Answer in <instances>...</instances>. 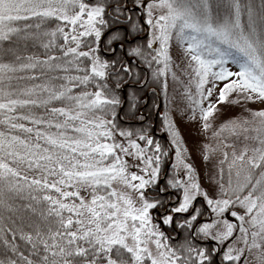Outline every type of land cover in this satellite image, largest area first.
<instances>
[{"label":"snow or ice","instance_id":"6c2138e0","mask_svg":"<svg viewBox=\"0 0 264 264\" xmlns=\"http://www.w3.org/2000/svg\"><path fill=\"white\" fill-rule=\"evenodd\" d=\"M229 6L234 14L221 18L214 17L208 0H0V46L13 45L0 47L13 55L0 60V124L7 129L0 130V207L12 211L13 196L27 199L33 203L23 208L39 217L0 228V264H213V254L220 252V264H239L242 258L248 264L253 249L254 259L264 264V109L214 133L251 130L259 141L239 154L233 151L228 187L221 185L223 195L215 198L202 190L196 170L185 161L171 119L166 116L164 123L176 146L173 168L185 172L174 173L164 187L159 185L162 145L146 130H138L134 139L132 130L114 122L126 77L144 83L125 57H139L150 69L162 64L152 71L159 80L169 69L173 39L192 69L196 91L185 89L192 118L198 108L205 129L231 93L264 102V0L259 10L240 0ZM141 35L143 41L136 42ZM29 42L44 53L24 55ZM54 103L60 106L50 107ZM117 134L124 139L117 141ZM223 155L226 161L228 153ZM132 167L137 170L129 171ZM153 187L155 196L148 194ZM169 188L180 196L165 208L163 223L188 213L181 226L192 228L202 215L194 201L203 197L216 218L199 223L195 234L220 247L186 242L184 255L162 242L166 236L153 222L152 210L164 207L160 195ZM234 204L243 209L230 212L238 224L224 216ZM17 232L23 246L16 243Z\"/></svg>","mask_w":264,"mask_h":264},{"label":"rangeland","instance_id":"374dc122","mask_svg":"<svg viewBox=\"0 0 264 264\" xmlns=\"http://www.w3.org/2000/svg\"><path fill=\"white\" fill-rule=\"evenodd\" d=\"M139 38V37H138ZM144 39V37H143ZM158 47V45H156ZM169 54L172 57V60L169 64V69L167 71L166 77L167 80V88L165 89L166 97L164 103H162V107L156 109V115L162 116V128L158 131L159 134H166L169 138V142L172 145V150L174 151L173 157V165L176 163V146L172 143L173 136L168 131L167 126L164 121L167 118L171 119L174 123V128L179 132L180 143L185 152H183V157L187 163L192 164L193 168L196 170L198 181L201 185L203 191H207L210 196L215 198L216 196L223 195L221 193V185L225 188L228 187L229 181V168L228 163L232 160V153L235 151L239 154L245 147L251 149L259 144L258 140L253 139L255 133L251 130L247 133L239 132L237 135L231 134L229 131L225 130L220 135H214L218 129H220L221 125L229 124L231 122L242 121L244 119H251V113L254 111H258L260 109H264V102L261 101H245L238 99L239 93H231L227 101L218 104L216 106V111L209 118V123L211 125L210 128L205 129L203 127V119L200 116L199 109L195 110V119L192 118V109L190 107V101L188 100L189 92L185 89L186 87L191 89L192 93H195V84L192 83V76L190 73L192 69L189 67L188 57L184 53V48L179 45V43L173 39L171 42V46L169 48ZM133 59L129 60L131 63ZM132 64V63H131ZM228 67L233 71H238L237 66L233 65L231 61H229ZM173 73H175L176 78L173 77ZM134 86L130 81L127 82L126 86L121 87L122 92L125 96L126 88ZM150 91L147 93L149 95ZM126 103H124L125 107ZM159 105V104H158ZM162 113V115H161ZM140 114L144 115L143 110L141 109ZM143 122H147L148 119L143 117ZM123 121V122H122ZM139 121V119L137 120ZM121 122L124 121L121 118ZM127 123V122H126ZM248 137L247 139L245 137ZM143 143V141H140ZM228 153V158L225 161L223 153ZM251 152H249V155ZM129 159L130 164L136 163V161L132 160L129 157H125ZM223 161V163H222ZM223 169V171H221ZM137 169L132 167L129 171H136ZM180 174L185 172V169L182 167L178 170ZM167 174H165V177ZM161 179V178H159ZM231 179L233 183L236 182L235 169H232ZM163 179L160 181L162 182ZM114 187L125 190L122 185L116 183L113 185ZM127 191H131L128 189ZM149 194V193H148ZM135 198L136 194L132 193ZM149 195H156V190H151ZM199 202H203L205 207L209 210V219L205 221H210L211 219H215V215L211 212V209L207 205V201L203 197H198ZM195 202V201H194ZM178 203V200L171 204L175 206ZM191 211V209H190ZM237 211L238 213L242 212L243 209L239 204H234L230 206V210L224 213V216L232 221L233 223L238 224V217H232L230 212ZM163 210L160 211V207L152 210L153 222L157 224L161 231H166L171 234L170 237H166L162 242L169 245V240H173L175 242L179 241L178 234L177 237H174L170 229L171 226L174 227V223L176 217H188V213H177L174 214V221L172 224H164L162 221V216L164 215ZM202 221L200 223H203ZM168 234V233H167ZM181 235V234H180ZM235 235H239L237 231ZM172 237V238H171ZM194 240L199 244H216L217 247L220 245L215 241H211L210 239H205L200 235H195ZM227 242H225L224 250H226ZM150 247L153 250V253H156V248L154 244H150ZM256 249H253V254L256 253ZM253 254L247 255L248 264H259V262L254 259ZM223 253H215L216 260H222ZM239 264H243V258Z\"/></svg>","mask_w":264,"mask_h":264},{"label":"trees","instance_id":"16d2710c","mask_svg":"<svg viewBox=\"0 0 264 264\" xmlns=\"http://www.w3.org/2000/svg\"><path fill=\"white\" fill-rule=\"evenodd\" d=\"M208 3L212 7V13L215 16L223 17L228 13H233L234 10L229 6L226 7V5L231 4V0H208ZM240 3L242 5L251 3L257 10H259V4L260 0H240ZM242 19L246 22L247 21V11L246 9H242ZM54 26V25H52ZM143 36V35H141ZM141 36L136 37V42H142L143 38H140ZM139 37V38H138ZM0 47H13L12 44L5 43L4 45ZM28 53H37V54H43L44 49L35 42H29V45L24 52V55H27ZM121 53L117 52V55H120ZM155 55V53H153ZM106 58H112L111 54H106ZM13 59L12 53H8L7 55L0 52V60H11ZM125 59L129 62L130 59H133V61L130 63L134 70H138L140 73V79L144 81L143 84L134 83L130 78L126 77V81L130 84L132 83L134 86L126 88L125 96L122 92V89L118 90V95L121 99V104L116 107V117H115V124L117 128L119 129H128L132 130L134 135L133 138H136V133L138 130H146L149 135H151L154 139V141L159 142L162 145V149L166 152V155L162 156L161 161V173L159 179V185L161 187L166 186L167 179L172 177L174 173H176V170L173 168V157H174V151L172 150V145L169 141L164 140L154 134V124L156 120V126H157V132L161 130L162 128V116H158L157 119L155 118L156 109L158 107L159 101L161 100L162 103H164L165 100V88L163 86V82L165 80L164 76H161L159 80H154L152 77V71L156 67H162L163 65H156L153 63V67L150 69L148 68L139 57L135 56H126ZM62 81H57V83H61ZM127 82L122 85V87L126 86ZM84 89H75L74 91H80ZM91 91L92 89H87ZM150 91L149 95L147 94ZM133 96L135 99H133ZM124 103H126L124 107ZM134 104L135 106L132 107L131 105ZM52 106H60L59 103H54ZM141 109L144 112L145 116H142L140 114ZM43 109H38V112H42ZM119 115L121 118L126 121L124 123L121 122V118H119ZM148 119L147 122H143L144 118ZM109 119H112L111 116L108 117ZM139 119V121H137ZM0 130H7L4 125L0 124ZM52 131H56L55 129H52ZM15 134H23L20 133L19 130H15ZM34 135V134H33ZM124 138L120 137L118 134L116 136V140L120 141ZM169 168V171L167 169ZM33 173H29V175H32ZM165 174L167 176L165 177ZM163 179V182L160 184V181ZM151 190H155L153 187ZM151 190L148 192L150 194ZM82 194L86 195V193L82 192ZM180 196V193L176 189L169 188L166 192L162 193L160 195V198L166 201L164 207H160V211H165V208H168L169 205L173 204L178 200ZM171 197V199H169ZM13 205L12 211H5L2 207H0V228H3L5 226L13 227L15 228L17 224L21 223V218H24V223H27L29 218H35L39 219L38 215L31 213L30 210L23 208V205H26L28 203H33L30 200L27 199H19L15 196H13V199L10 201ZM36 207H39V205H35ZM201 209L202 215L198 216L197 221L193 222L192 228H187L186 226H181L182 221L186 219L187 217H176L174 227L171 226L170 231L174 235V237H177V233H180L179 241L175 242L173 240H169V245L173 248H175L178 253H183L184 255H188V253L182 248V245H184L186 242H190L194 247H204L208 248L213 246V244L207 245V244H199L194 240V232L196 233V228L198 227V224L202 221H205L209 219V210L205 207L203 202H198V207ZM15 221L16 224H13L12 222ZM165 236L170 237L171 234L169 232L164 231ZM168 233V234H167ZM11 234H9L10 236ZM167 237V238H168ZM172 238V237H171ZM16 243L24 245V241L20 240L19 238V232H17V240ZM4 248V245L2 243V239H0V251H2ZM27 254V251H26ZM213 264H217V260L215 257V253L213 254ZM227 264V262L225 263Z\"/></svg>","mask_w":264,"mask_h":264},{"label":"water","instance_id":"95a60500","mask_svg":"<svg viewBox=\"0 0 264 264\" xmlns=\"http://www.w3.org/2000/svg\"><path fill=\"white\" fill-rule=\"evenodd\" d=\"M162 107V102L161 101H159V109ZM162 114V113H161ZM157 115H156V119H157ZM119 118H121V116L119 115ZM154 129V134L156 135V136H158V137H160V138H162V139H164V140H168V138H167V135L166 134H159V133H157V126H156V122H155V125H154V127H153ZM169 169V168H168ZM151 190V188L149 189V191ZM199 200H201V199H197L196 201H195V204L194 205H196L198 202H199Z\"/></svg>","mask_w":264,"mask_h":264},{"label":"flooded vegetation","instance_id":"af4514ba","mask_svg":"<svg viewBox=\"0 0 264 264\" xmlns=\"http://www.w3.org/2000/svg\"><path fill=\"white\" fill-rule=\"evenodd\" d=\"M162 182H163V181H162ZM162 182H160V184H161ZM195 207H196V208L198 207V203H197V205H196ZM179 237H180V234H178V238H179ZM220 261H221V260L218 259V260H217V264H220ZM225 263H226V262H225Z\"/></svg>","mask_w":264,"mask_h":264}]
</instances>
